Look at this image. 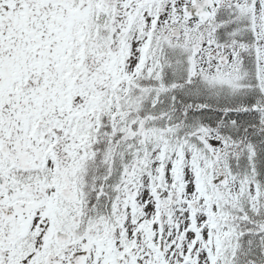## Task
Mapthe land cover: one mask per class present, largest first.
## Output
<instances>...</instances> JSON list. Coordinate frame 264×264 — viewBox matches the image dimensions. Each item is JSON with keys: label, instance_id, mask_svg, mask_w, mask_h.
<instances>
[{"label": "snow or ice", "instance_id": "obj_1", "mask_svg": "<svg viewBox=\"0 0 264 264\" xmlns=\"http://www.w3.org/2000/svg\"><path fill=\"white\" fill-rule=\"evenodd\" d=\"M0 264H264V0H0Z\"/></svg>", "mask_w": 264, "mask_h": 264}]
</instances>
